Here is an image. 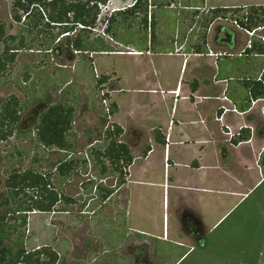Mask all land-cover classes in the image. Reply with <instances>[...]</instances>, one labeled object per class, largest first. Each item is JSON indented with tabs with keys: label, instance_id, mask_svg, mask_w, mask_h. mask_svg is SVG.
Here are the masks:
<instances>
[{
	"label": "rangeland",
	"instance_id": "obj_1",
	"mask_svg": "<svg viewBox=\"0 0 264 264\" xmlns=\"http://www.w3.org/2000/svg\"><path fill=\"white\" fill-rule=\"evenodd\" d=\"M101 1L99 4L103 5L102 12L98 4L101 15L94 26L96 32H91L95 34L92 38L104 37L103 32L107 26L106 19L110 17L109 13L114 9L130 5L134 0ZM169 1L170 8L154 11L157 25L154 30L155 40L157 42L163 36V39L171 41L172 44L181 39L182 44L189 45L197 34L196 20L191 19L192 10L184 6L196 7L202 2L201 0ZM258 1L264 3V0ZM14 2L15 0H0V22L6 25L7 35L18 37L17 41H10L9 46H18L19 39L25 37L27 47L17 53L13 64L7 65L6 70L0 72V111L2 103L13 97L19 101L21 107L18 131L7 141H0V202L9 196L6 182L14 170L21 173L34 170L49 175L52 189L57 191L60 202L51 213L36 211L27 214L26 225L22 224L21 220H9L10 225H16L17 232L9 235L6 245L13 246L19 239L23 241L25 249L29 252L50 247L59 254L58 264H133L131 248L135 244L134 242L127 244V240L125 241V220L130 189L133 188L132 192L135 193L132 220L144 216L145 219H141L140 225L144 224L145 228L148 227L157 234L163 231L165 216L166 227L169 226L171 232L176 230L179 212L176 203L179 198L183 207L193 206V209L198 210V205L190 203L184 192L172 188L167 191L165 208L163 188L153 187L150 184L145 186L134 184L123 188L122 181H126V177L122 178L119 173H114L111 164L106 160L104 164L107 172H103L104 166L99 161V153H103L107 146L105 132L109 123L115 125L113 116H108L105 109L106 106L111 107L113 104L111 100L114 99L112 95L116 88L113 69L117 71L121 69L129 78L133 76L135 79L142 78L146 81L152 78V68H168L169 63L173 69H176L177 62L166 56L156 57L153 63L151 59L146 60L147 57L108 54L96 60L98 64L96 67L112 69L107 70L108 75H99L93 64L89 65V62L85 61L84 55H73L72 52V55L62 59L57 56L56 51H61L57 47L69 42V38L75 37V32L71 37L57 38L54 46H47L51 47L48 51L40 47L43 35H37L38 31L29 29L36 21L35 16L28 17L24 22L25 13L17 11ZM209 2L213 5L216 0ZM41 13L46 15L44 25L49 17L48 11L43 8ZM16 15L21 17L20 22L15 20ZM159 23H161L160 27ZM177 29L178 31L180 29V33H177ZM200 30L202 32V27ZM148 33L150 35L151 31ZM133 34L142 36L141 40L145 37L144 32L135 25L130 31L124 30L121 38L131 40ZM134 37L136 40L137 37L135 35ZM106 39L114 47V51L126 50L119 44H114L109 37ZM157 43L153 42L156 47ZM4 50L5 44L1 43L0 57ZM184 51L185 47L182 48V52ZM203 65L206 67L205 64ZM104 77L109 80L106 84L100 85L99 81ZM146 84L140 82L139 87H145ZM131 95L127 94L123 102L127 104L119 117L126 123H132L133 117L136 121L141 120L146 113V110L139 112L133 110L131 102L135 104L134 100L138 99L142 102L147 95L140 94L136 98H133L135 95ZM104 99L108 100L107 104H104ZM60 102L75 109L73 128L68 134V141L72 145L70 151L45 149L36 140V126L41 113ZM126 108L132 112L128 114ZM256 112L263 117L262 109ZM259 127L262 129L264 124H260ZM121 140L131 146L135 160L142 158V152L148 146L144 139L137 142L130 135L127 140L124 137ZM135 143L137 146L134 145ZM69 161H75V166L68 174L62 175L58 169L61 164ZM149 162L150 165L156 164L150 169L149 180L154 179L159 183L164 176L163 155L156 152ZM241 173L240 170H236V174ZM249 176L251 181L249 191H243L241 192L243 195L240 193L233 198L226 210V212L230 210L228 215H224L222 210L212 216L203 212L204 243H195L193 246L188 244L182 249L160 245V249H171V251L152 252V262L154 264H264V178L262 172H258L256 168L250 169ZM109 192L111 195L105 200L104 196ZM136 194L147 196L148 205L145 210H141V204L137 202L139 197ZM17 207V204L5 208L0 206V212L8 211L12 214ZM24 214L21 211L16 217ZM223 216L225 217L221 221Z\"/></svg>",
	"mask_w": 264,
	"mask_h": 264
},
{
	"label": "crops",
	"instance_id": "obj_2",
	"mask_svg": "<svg viewBox=\"0 0 264 264\" xmlns=\"http://www.w3.org/2000/svg\"><path fill=\"white\" fill-rule=\"evenodd\" d=\"M257 1L216 0L215 4L210 5L209 0L208 3L204 0V4L196 7H202V11L207 13L218 8L247 9L264 6V3ZM160 25L161 23L158 24L159 27ZM178 32L180 33V29H177ZM196 33L193 37L195 39L189 45L182 44L181 39L172 44L161 36L157 47L154 48L150 43L142 47L129 38L126 40L130 42H117L130 50L129 52L124 50L116 53H92L89 58L84 57L89 65L93 64L99 75H108L107 70L112 69L97 68L96 60L108 54L147 57L146 60L151 59L153 63L156 57L166 56L177 62L176 69L169 63L168 68H152V78L146 81L133 76L129 78L121 69H113L116 88L111 101L117 110L112 120L124 131L122 139L124 137L127 140L131 135L133 140L139 142L144 139L148 144L142 152V158H139L140 163L139 159H134L123 188L134 184H150L163 188L165 208L167 191L173 188L184 192L190 203L198 205L199 211L193 209V206L183 207L179 198L176 203L179 209L176 230L171 232L169 226L166 227L165 216L163 231L157 234L148 227L145 228L144 224L140 225L145 219L144 216L132 220L135 193L132 192L133 188H128L130 193L125 220V241L127 240V244L134 242V246L148 245L151 259L152 252L171 251L160 249V245L182 249L188 244L193 246L195 243H204L203 212L212 216L222 210L224 215H228L230 210H226L233 198L250 189L251 168L262 172L264 178L260 165L264 154V127H259L264 124V98H254L250 90L255 82L260 83L261 78H264V43L258 37L251 38L232 20L218 19L208 32V54H197L194 45L200 43L199 31ZM258 34L264 37V31H259ZM249 41H252L251 48ZM58 48L61 51H56V54L60 59L72 55L70 41ZM140 82L147 84L139 87ZM127 94L135 95L133 98L140 94L147 95L142 102H139L140 99L134 100L135 104L131 102V107L136 112L146 110L143 119L136 121L133 117L132 123L119 119L127 104H123ZM126 109L128 114L132 112ZM260 109L263 117L256 112ZM245 131L250 132V140L234 145L230 134L237 135ZM156 152L164 158V176L159 183L154 179L149 180L150 169L156 165H150L149 161ZM236 170L242 173L236 174ZM136 196L139 197L137 202L141 204V210H145L148 205L147 196Z\"/></svg>",
	"mask_w": 264,
	"mask_h": 264
},
{
	"label": "trees",
	"instance_id": "obj_3",
	"mask_svg": "<svg viewBox=\"0 0 264 264\" xmlns=\"http://www.w3.org/2000/svg\"><path fill=\"white\" fill-rule=\"evenodd\" d=\"M168 1L137 0L133 7L113 13L106 19L107 26L104 31L106 37H109L114 44H117L118 41L124 40L121 38L124 30L130 31L137 25L139 30L144 32L145 37L141 40L142 36L138 37V34H133L131 40L134 39L135 44L143 47L147 46L148 43H157L154 33L157 26L154 11L170 8L171 2ZM100 2L102 1L15 0L14 5L17 11L27 14V18L35 16L36 21L29 29L38 31L37 35H43L40 47L46 48L48 51L52 45H55L57 38L67 33L73 34L75 32V37L69 38L73 52L89 58L92 53H116L106 37L96 36L92 38L95 34L91 33L93 32L91 29H94L99 20L98 4ZM201 2L204 4V0H201ZM180 7L182 6L180 5ZM184 7L192 10L191 19L196 20L195 25L198 29L196 31H199L198 40L200 42L194 45V51L197 54H208V32L211 25L218 19L232 20L245 31H253L264 27V6L247 9L218 8L207 13L202 11V7L187 5ZM40 8L47 10L49 15L48 21L44 25V15L41 13ZM15 20L20 22L21 17L16 15ZM79 25H83L85 29H79ZM201 27L202 32L200 30ZM55 30H57L56 33ZM149 31H151L150 35ZM134 35L137 37L136 40ZM17 40L18 37L16 36L7 35L6 25L0 22V44H5L4 53L0 57V72H4L7 65L13 64L16 61L17 53L27 47V39L25 37L19 39L18 46H9L10 41L14 42ZM130 41L124 40V42ZM154 44L152 45L153 47L155 46ZM108 80L107 77H104L99 81V84L104 85ZM250 90L254 98H264V78H261L260 83L255 82ZM116 110V105L113 103L108 116H113ZM74 115L75 109L63 104V102L53 105L42 112L36 126L37 143L45 149L70 151L72 145L68 141V134L73 128ZM20 121L21 107L19 101L13 97L11 100L3 102L0 111V141H7L13 137L19 129ZM123 134L124 131L118 125L109 123L105 132L108 143L105 151L101 154L99 153V161L104 166L103 172H107L104 164L106 160L111 164L114 173H119L122 178L128 176L126 173L128 172L127 169L134 163L130 145L121 140ZM250 136L249 131L241 132L239 136L232 139V142L234 145H238L249 141ZM75 163V161L65 162L60 165L58 170L62 175H66L73 169ZM260 165L264 172V154L261 157ZM123 184H125V180L122 181V186ZM6 186L9 196L0 202V206L5 208L12 204H17L18 207L13 210L12 214L8 213V211L0 212V264H58L60 261L59 254L50 247L29 252L25 249L23 241L19 239L17 244L13 246L6 245L9 235L17 232L16 225H10L9 220H21L22 224L26 225L27 214L36 211L51 213L60 202L57 191L55 192L52 189L49 175L34 170H28L24 173L14 170L6 182ZM110 195V192L107 193L104 199L107 200ZM21 211L25 214L21 215V217H16V214L21 213Z\"/></svg>",
	"mask_w": 264,
	"mask_h": 264
},
{
	"label": "built area",
	"instance_id": "obj_4",
	"mask_svg": "<svg viewBox=\"0 0 264 264\" xmlns=\"http://www.w3.org/2000/svg\"><path fill=\"white\" fill-rule=\"evenodd\" d=\"M137 3V0H134L130 5H128V6H126V7H123V8H118V9H114V11H111L110 13H109V16H111L113 13H115V12H117V11H120V10H125V9H127V8H131V7H133L135 4ZM103 5H100L99 4V9H100V11L102 12V7ZM40 10L43 12V9L42 8H40ZM101 15V14H100ZM100 15H99V18H100ZM45 17H46V15H44ZM27 19V14H25L24 15V17H23V21L25 22V20ZM47 21H48V19H47ZM236 25H238L236 22H234ZM79 29H85V27L83 26V25H79ZM90 29V28H89ZM92 31H94V32H96V30L95 29H91ZM259 31H264V27H262V28H259V29H256V30H253V31H246L247 33H248V35L251 37V38H254V37H258L263 43H264V37H262V36H260L259 34H258V32ZM73 34H69V33H67V34H65V35H63L62 36V38H68V37H71ZM103 36L104 37H106V35H105V33L103 32ZM61 41V40H60ZM59 41V42H60ZM252 47V41H249V48H251ZM75 54H78L77 52H75ZM179 93H180V91H179ZM105 96V95H104ZM254 104H255V102H253ZM104 104H107V99H104ZM105 109H106V112H107V114H109L110 115V110H111V107H110V105H108V106H106L105 107ZM240 135V133H238L237 135L235 134V135H232V134H230V136H231V138L233 139L234 137H236V136H239ZM231 139V140H232Z\"/></svg>",
	"mask_w": 264,
	"mask_h": 264
},
{
	"label": "flooded vegetation",
	"instance_id": "obj_5",
	"mask_svg": "<svg viewBox=\"0 0 264 264\" xmlns=\"http://www.w3.org/2000/svg\"><path fill=\"white\" fill-rule=\"evenodd\" d=\"M131 251H132L131 256L133 258V264H154L151 259V253L149 252L148 245L139 244V245L133 246L131 248Z\"/></svg>",
	"mask_w": 264,
	"mask_h": 264
},
{
	"label": "water",
	"instance_id": "obj_6",
	"mask_svg": "<svg viewBox=\"0 0 264 264\" xmlns=\"http://www.w3.org/2000/svg\"><path fill=\"white\" fill-rule=\"evenodd\" d=\"M229 36V35H228ZM229 41V40H228Z\"/></svg>",
	"mask_w": 264,
	"mask_h": 264
}]
</instances>
